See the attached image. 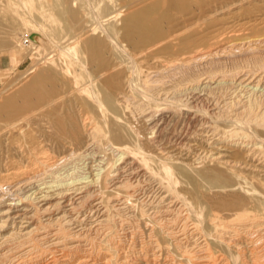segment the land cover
Listing matches in <instances>:
<instances>
[{"label": "bare ground", "instance_id": "6f19581e", "mask_svg": "<svg viewBox=\"0 0 264 264\" xmlns=\"http://www.w3.org/2000/svg\"><path fill=\"white\" fill-rule=\"evenodd\" d=\"M77 1L49 0L36 10L72 31L84 18ZM192 1L165 0L127 15L108 2L107 20L123 17L120 26L96 38L86 33L95 27L85 29L65 45L69 63L88 53L94 79L75 80L55 97L45 85L56 73L36 59L29 79L1 98L4 127L30 116L31 138L70 151L60 162L73 172L50 167L19 177L0 154V264H264V202L239 183L249 173L264 185V32L227 36V21L199 32L198 15L170 25L173 10ZM75 93L83 96L79 106ZM99 113L111 119L99 124ZM169 125L191 126L190 143L177 141L168 152L154 145ZM205 165L216 170L190 173Z\"/></svg>", "mask_w": 264, "mask_h": 264}, {"label": "rangeland", "instance_id": "374dc122", "mask_svg": "<svg viewBox=\"0 0 264 264\" xmlns=\"http://www.w3.org/2000/svg\"><path fill=\"white\" fill-rule=\"evenodd\" d=\"M9 1L11 2V4L9 3ZM19 1L17 3L16 0H12V1L6 0L5 5L9 4V6H8L9 9H8V8H5V6L3 8L5 1L3 0V2H4L3 3L0 0V2L3 3V4H1L2 6H0V57H5V59H8V58L10 59V60H8L9 64L6 63V65L7 64L10 65V63H11V66L9 68L6 67L5 69L0 70V103L2 102L1 98H4L7 95H9L10 93H12L14 91V89H16L22 83H24L26 80L29 79V77L31 75H27L26 70L31 65H33V63H34V61H36V59H37V62H39L38 64H40L39 67H41V69H49V70L52 69V71H54L56 73L55 74L56 76H54V79H52L50 81L48 80L46 82V85H45L46 88L48 87L47 89H49V90L54 89L55 90V92L53 94L55 97L59 96V95H63L64 94L63 92H66L67 89L74 84L73 82H75V80L80 79L78 82H80L79 84L81 85V83L84 84V83L91 81V79H94L95 75H96V63L92 62L89 59L88 53H86V52L81 53V54L79 53L77 59L75 57H73L74 60L72 59V61L70 62L71 64H70L69 58L65 57V56H67V57L69 56L70 60H71L70 54L65 50V47H66L65 45H68V43L71 41V39L73 40L75 37H77L76 35L80 34V32H85L86 30H89L92 27H95L96 30H94V31L89 30L88 32H86L89 34V35L86 34L89 36V38H96V37L102 35L101 32L106 31V29L108 28L107 26H109L110 24H116L117 27H119L121 24V19L123 17L118 18L115 21H113V19L107 20L108 17L106 16V14L107 13L109 14L114 9L111 6L106 7V4L108 2L109 3L112 2V3L117 4L118 6L116 5V8L122 7L121 10H122V14H124V15H127L130 12L140 10V9H142L146 6H149L153 3H156V2L161 3L160 7L165 5V3L163 2L165 0H103V2H102V0L101 1L100 0H78L77 2H80V3H78V5L76 7H73V8H74V10L82 11V13H84V18H82V22L80 23V25L76 29H73L72 31H67V29L65 28L66 23L64 22V20H60L56 16H51L52 19H50V17H47V16L42 17L41 15L38 14L37 10L40 9L41 11H44V7L46 9L49 0H26V1L25 0H19ZM193 1H195V0H193ZM193 1L189 4V7H187V9L185 11H183L182 13H179L176 10H173L174 14H171L172 15V17H171L172 23L170 25L173 26L175 23L177 24L178 22H182V21L184 22L185 19L187 20V18L190 15L195 16V18L198 15L197 16L198 19L197 18L195 19V21L197 20L198 23L195 22L196 25L194 26L193 30H196L199 32L204 31V33H205L206 31L208 32V30H213L215 28H216L215 30L220 29V28H222V25L220 23H223V22H225V25H224L225 28H226V25L228 24L227 28L229 30L227 29V31H228V33L226 32L227 36L228 35L229 36L235 35L236 33H238L236 35L251 36V34L256 35L258 33V35H259V34H263V32H264V0H238V1L233 0V2H232V0H230V1L229 0H224V1L213 0L209 3H207V2L210 0L203 1V2L202 1L201 2L196 1V3ZM215 1L218 2V7L215 6V5H217V3L216 4L213 3ZM226 1H228V2H226ZM12 3H15V4H12ZM79 4L80 5L82 4V8H80ZM206 5H207V7H206ZM224 5L227 7H225ZM99 6L103 9H99L100 8ZM222 6H223V8H222ZM10 7H12V9ZM104 7H106V8H104ZM194 7H196L195 10H193ZM14 8H15V10H13ZM208 8H211V9H208ZM215 8H218L217 11H214ZM104 9H106V10H104ZM12 10L14 12L10 13V12H12ZM1 11H2V13H1ZM15 12H18L19 14L23 15L22 18H24L26 20L23 21L21 17L17 16L18 13L16 14ZM98 12H100V13L98 14ZM188 12H191V14L190 13L188 14ZM14 13L16 15H14ZM101 13L102 14L105 13L104 15L106 17L104 15H102ZM200 13H202L201 15L206 14V16L204 15L205 18H204V16H201ZM209 13H210V15H209ZM212 13H214V14H212ZM85 14L87 15L86 17H85ZM101 15L104 17H102ZM183 15L185 18L183 17ZM213 18H216L218 21L213 23V21H212ZM223 18H224V20L225 19L226 20L224 21ZM205 19H207V20H205ZM226 21L228 22L227 24H226ZM230 21H233V23H231ZM211 22H212V25H210ZM229 22L231 23V25L229 24ZM246 22H248L249 25ZM117 23H119V24H117ZM236 23L239 24V26ZM241 23H244V25ZM86 24H88V25H86ZM89 24H91V25L89 26ZM185 24H188V23H185ZM197 24H198V26H197ZM200 24H203V25L200 26ZM213 24H214V27H213ZM232 24H236V25H232ZM240 25L242 26L241 28H240ZM163 26L166 28V27H169V24H163ZM228 26H233V27H228ZM236 26H238L240 28V30ZM202 27H204V30ZM100 28L102 31L100 30ZM198 28H199V30H198ZM210 28H212V29H210ZM35 29L37 30V32ZM98 30H99V32H98ZM229 32H231V33H229ZM35 33H37V34H35ZM44 35H46V36H44ZM39 36H41V37H39ZM50 38H52L53 40H49ZM24 39L28 40V46H26V47H24L22 45V41ZM54 41L57 43H55ZM66 41H67V43H65ZM78 48H80V46ZM62 49L64 51H62ZM65 52H67L68 54ZM63 53H65V55ZM61 54H63L64 56L62 55V57H61ZM80 58H82V59H80ZM38 59H40V60H38ZM51 61L54 63H52ZM48 64H50V65H48ZM52 64L56 65V67L54 65L55 69H53L54 67H52L53 66ZM68 64L70 66H68ZM56 68L57 69L59 68L58 71L56 70ZM83 68H84V70H82ZM60 69L62 70L63 75H62V72H60ZM64 69H65V71H63ZM72 71H74V72H72ZM76 73H78L79 76H78V74L76 75ZM66 74H69V75L67 76ZM72 74H74V76ZM89 76H90V80L88 78ZM76 77L77 78L79 77V78L77 79ZM85 80H86V82H85ZM61 92H62V94H60ZM53 95H52V97H54ZM73 95H75V96H73ZM73 95H72V98L74 99V102L76 101L75 104L79 106L80 102L82 101L83 96L80 98L79 96H81V94L79 95V93H78V95H77V93H75ZM100 115L101 114L99 113L98 116L96 117V122H99V124H104V122L106 120L108 121L111 119V117L109 118L108 116L105 119V117H103L102 115H101L102 116V118H101ZM28 118L31 119L30 116ZM100 118H101V120H100ZM103 118H104V120H103ZM20 119L21 118H19V116H18V118H16L14 120V123H15V124H13L14 127H11V130L13 132L10 130L9 126H5V127H9V128H5L4 127V125H5L4 121L0 120V145H3L2 147L0 146V154H2L1 156H3L2 157V159H4L3 165L6 167V169H9V170L11 169L10 171H12V170L16 171V173H18L19 177L26 176L27 174L31 175L35 172L42 173V172L46 171V169L49 170L50 167L53 168L52 172L48 171L42 177H47V175H50V173H54L56 175H60L61 173H63V176L66 175L65 172H67V174H69L68 172L72 173L73 167H71L72 166L71 164L69 165L68 163H65V162L61 163L60 162L61 158L68 155V153L70 151L62 150L61 152H57V151L53 150L51 147L48 148L49 146L42 139H38V140L34 141V139H32L31 137H34L36 135L35 131H36L37 125L34 123L33 120L27 119V121H26V120H22V119L20 120ZM16 121H17L18 125H17ZM101 121L103 123H101ZM22 127H23V129H22ZM104 127L106 129L107 125H105ZM190 127L191 126L184 125L182 128H180V126L173 127L172 125H169V126H167L165 131L162 133V135H163L162 138L160 137L159 139H157L159 141V143H157L158 142L157 141L154 145L158 146L159 148H161V147L165 148L166 146L169 147L168 149L165 150V152L174 150L171 147V145H173V144L176 145L179 141H180V143H182L183 140H184V142H189L191 140L193 130L191 132L190 130L192 129V127H191V129H190ZM179 131H181V132L179 133ZM177 132H178V134H177ZM181 133L183 135H181ZM185 135L188 137H186ZM189 135H190V137H189ZM28 138H29V140H28ZM173 140H175L176 142L175 141L173 142ZM161 145H163V146H161ZM175 145H173V146L175 147ZM46 149H47V151H46ZM177 152L178 151H174L172 154L177 153ZM187 156H188L187 161H191L190 160L191 158L189 159L190 155H187ZM33 157H34V159L35 158L36 159L34 160ZM187 161H185V162H187ZM58 162H60V163H58ZM9 164L10 165L12 164L13 166L12 165L10 166ZM194 167H196V165H194ZM59 168L60 169L62 168L60 170L61 172L58 171ZM70 168H71V170H70ZM14 169H16V170H14ZM66 169H68L70 171H68V170L66 171ZM193 170H194V168H193ZM199 170L200 171L211 170L214 172L216 169H215V166L205 165L204 168L203 167L199 168V169L197 168L196 170H194V173H193V171H191L190 173L194 174L195 176L196 175L198 176ZM94 173H95V171H93V174ZM243 176L245 178L240 180V182H239L241 187L244 188L245 190H249V191H252V189H253V192H256L255 195L257 196V198L259 200H261L262 202H264V196H261V195H264V185H262V182L260 180L253 178V176L249 173H244ZM199 179L201 180V178H199ZM186 184L187 183H185V186H188V184L187 185ZM205 184L206 183L204 182V185ZM203 187H202L203 192L207 191L209 193V191L207 190L208 189L207 186H205L206 188L205 187L203 188ZM258 194H259V196H258Z\"/></svg>", "mask_w": 264, "mask_h": 264}, {"label": "crops", "instance_id": "0c3cea01", "mask_svg": "<svg viewBox=\"0 0 264 264\" xmlns=\"http://www.w3.org/2000/svg\"><path fill=\"white\" fill-rule=\"evenodd\" d=\"M8 60H10V59L9 58L5 59V57H0V70L5 69L6 67L9 68L11 66V63H10V65H8L9 64ZM6 63H8V64L6 65Z\"/></svg>", "mask_w": 264, "mask_h": 264}, {"label": "built area", "instance_id": "2783aa9c", "mask_svg": "<svg viewBox=\"0 0 264 264\" xmlns=\"http://www.w3.org/2000/svg\"><path fill=\"white\" fill-rule=\"evenodd\" d=\"M27 43H28L27 39H24L23 40V45H27Z\"/></svg>", "mask_w": 264, "mask_h": 264}]
</instances>
